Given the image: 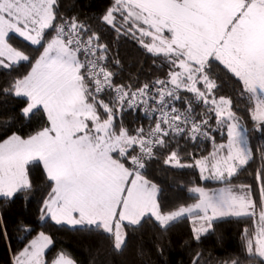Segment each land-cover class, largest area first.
Returning a JSON list of instances; mask_svg holds the SVG:
<instances>
[{"label":"snow or ice","instance_id":"obj_1","mask_svg":"<svg viewBox=\"0 0 264 264\" xmlns=\"http://www.w3.org/2000/svg\"><path fill=\"white\" fill-rule=\"evenodd\" d=\"M96 19L93 28L65 15L62 0H0V76L10 77L0 95L21 105L10 120L39 114L27 134L12 123L0 128V202L40 194L39 221L95 231L116 254L146 225L164 235L188 219V264H264V143L255 150L251 144L254 134L264 137V0H112ZM104 27L159 60L167 68L163 78L122 81L121 61L102 40ZM223 77L247 98L251 127L234 97L219 95ZM126 112L149 116L147 130L126 124ZM217 133L225 142L217 143ZM204 140L212 151L182 163L183 146ZM161 156L165 165L195 167L201 180L223 186L192 187L194 203L166 208L148 174ZM257 157L258 198L251 185L231 183ZM32 166L42 170L40 182ZM233 217L252 221L241 252L206 255L203 239ZM16 231L25 235L12 249L0 214L10 264H79L31 222ZM157 251L164 253L159 245Z\"/></svg>","mask_w":264,"mask_h":264},{"label":"trees","instance_id":"obj_2","mask_svg":"<svg viewBox=\"0 0 264 264\" xmlns=\"http://www.w3.org/2000/svg\"><path fill=\"white\" fill-rule=\"evenodd\" d=\"M62 2L65 15H79L81 19H87L88 23L96 28L98 26L96 18L103 13L112 0H62ZM101 35L103 42L110 46L111 55H118L121 61L120 78L122 81L127 82L131 78H138L143 83L155 77L163 78L167 68L161 65L159 60L153 63V57L130 37L118 36L116 31L107 27L102 29ZM24 71L26 69H21V72ZM9 78L6 75L0 76V86L6 87L5 80ZM236 88L234 80L223 77L219 95L233 96L237 104L238 115L251 127L247 112V98H239ZM20 106L17 99L0 95V128L12 123L15 125V129H22L24 134H27L37 126L39 114L31 121L9 119L12 116L18 117ZM13 109H16V112H13ZM124 122L132 128L142 125L146 130L150 125V121L139 112L132 114L126 112ZM216 141L217 143L225 142L218 133ZM261 143H264V137L259 133L254 134L251 138L253 149L255 150ZM181 144L183 146V142ZM183 147L182 163L184 164H194V160L189 154L199 158L212 151L211 142L207 140ZM260 167L261 162L257 157L233 176L231 183L235 186L251 185L254 196L258 198L259 182L256 180L255 173ZM148 174L149 178L162 189L161 203L166 208L194 203V194L189 191L192 187H205L211 191L223 186L216 181L201 180L199 170L195 167L177 168L165 165L163 156L152 162ZM31 175L34 180L40 182L42 170L32 166ZM40 199V194L28 198L21 195L14 202L7 204L0 202V214L4 216L9 225V231L13 238L12 249L21 246L25 235V233L16 231L17 226L21 223L31 222V227L36 232L45 231L53 235L55 250H66L79 264H188L189 262V249L184 246V242L190 237L192 227L191 221L188 219L175 224L164 235H161L158 229L146 225L135 233L122 254H116L112 252L110 243L95 231L74 229L67 225L57 226L51 221L47 223L39 221ZM251 226L252 221L248 218L233 217L218 221L214 232L209 233L203 239L200 247L206 255L210 253L215 258L226 259L230 255L241 252L244 229ZM158 245L163 247V255L158 253ZM11 257L12 251L3 242H0V264H10Z\"/></svg>","mask_w":264,"mask_h":264},{"label":"built area","instance_id":"obj_3","mask_svg":"<svg viewBox=\"0 0 264 264\" xmlns=\"http://www.w3.org/2000/svg\"><path fill=\"white\" fill-rule=\"evenodd\" d=\"M140 114H142L144 116L145 119H147L148 121H150V118L149 116L145 115L143 112H139ZM151 122V121H150ZM205 141V140H204ZM202 142V141H200Z\"/></svg>","mask_w":264,"mask_h":264},{"label":"rangeland","instance_id":"obj_4","mask_svg":"<svg viewBox=\"0 0 264 264\" xmlns=\"http://www.w3.org/2000/svg\"><path fill=\"white\" fill-rule=\"evenodd\" d=\"M222 187V186H221ZM220 188V187H219ZM216 189H218V188H216ZM215 190V189H214Z\"/></svg>","mask_w":264,"mask_h":264}]
</instances>
